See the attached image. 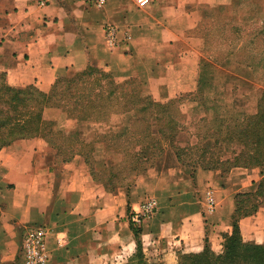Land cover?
I'll list each match as a JSON object with an SVG mask.
<instances>
[{"label":"crops","instance_id":"crops-1","mask_svg":"<svg viewBox=\"0 0 264 264\" xmlns=\"http://www.w3.org/2000/svg\"><path fill=\"white\" fill-rule=\"evenodd\" d=\"M146 1L139 7L137 0H106L95 9L76 0H0V76L8 86L45 90L95 70L115 86L136 83L140 100L172 103L176 129L173 144L162 140L164 118L145 119L148 133L131 132L143 142L127 145L134 151L156 138L163 152L127 183L120 174L108 176L124 169L130 150L113 143L121 129L103 119L82 124L81 146L58 149L38 137L1 148L0 264H22L23 236L33 227L46 231L47 264H110L130 256L136 249L132 218L149 199L156 212L141 223L140 240H212L231 232L238 198L264 177L232 168L226 186L221 170L192 174L179 164L173 146L212 153L219 129L208 125H238L257 114L264 67L238 62L235 52L218 64L205 57V40L192 35L200 24V0ZM109 27L115 29L114 47L107 43ZM233 150L227 161L240 154ZM207 193L215 204L210 213ZM237 227L243 239L264 244V206Z\"/></svg>","mask_w":264,"mask_h":264},{"label":"rangeland","instance_id":"rangeland-1","mask_svg":"<svg viewBox=\"0 0 264 264\" xmlns=\"http://www.w3.org/2000/svg\"><path fill=\"white\" fill-rule=\"evenodd\" d=\"M200 2L198 4L200 24L192 31V35L205 40L208 47L204 53L205 57L212 56L218 64L227 59L225 55L235 52L233 57L238 62L258 63L264 67V0H210V3H213L210 7L204 1L200 0ZM71 81L74 83L70 85L55 81L45 90L34 86L11 88L5 77L0 76V149L8 142L35 138V136L47 140L60 149L63 144L74 143L73 133L81 130V121L88 119H103L111 125L119 126L120 129L125 127L128 136L132 131L141 134L144 130L147 133L151 130L150 122L145 119L153 113L139 100L136 83L132 82L127 86L130 88L126 90L121 87L116 88L106 76L91 69L77 74ZM110 91L113 92L112 96L107 95ZM261 111L264 114V104ZM133 120H137L136 123H133ZM166 120L162 124H166L167 142V138L173 136V130H168ZM124 122L128 123L124 124ZM14 124L24 126V131L18 133L19 127L14 129ZM208 126L217 130L225 127L231 135L241 127L239 125L236 128L228 127L227 123L218 122ZM34 128L38 133L34 134L31 131ZM70 131L71 133L68 134ZM230 137L233 136L225 137L227 142L224 141L210 154L200 148L179 152L180 160L189 167L184 168L192 171L191 169L200 164L202 168L221 170L227 186V147H232L234 142L239 140L237 137L229 139ZM119 138L121 137L114 139L113 143L124 145L126 142ZM161 144L154 141V144H149L148 147L157 151L161 149ZM252 149L246 146L242 160L247 158V154L248 157L251 156ZM147 161L148 159L146 162L140 159L138 163L144 168L148 164ZM98 170L100 173H106L101 168ZM248 170L258 171L256 168ZM263 204L264 184L260 185L257 192H252L238 200V213L234 221L246 218L243 216H252L258 206H264ZM231 232L219 234L212 240L205 236L204 239L186 244L173 242L165 244L141 239L138 251L136 249L130 256L116 259L110 264H222V261L215 260L222 257L227 237ZM240 237L243 243L254 244L243 239L241 234Z\"/></svg>","mask_w":264,"mask_h":264},{"label":"trees","instance_id":"trees-1","mask_svg":"<svg viewBox=\"0 0 264 264\" xmlns=\"http://www.w3.org/2000/svg\"><path fill=\"white\" fill-rule=\"evenodd\" d=\"M66 79L67 80L60 79L57 81H61V83L66 84V85H70V84L74 83L73 81H71V79H73V77L72 78H66ZM114 87L117 88L119 86H114ZM126 87L127 86H122L121 88L126 90ZM100 88H102V87H100ZM112 94H113V92L110 91L107 95L112 96ZM141 101L147 105L146 109L152 110L153 114L149 115L150 118L155 117L160 122H162L161 118H164V121H165V119H167L166 123L168 124V130L169 129H170V131L173 130V136L171 138H167V142H166V140H165L166 139V135H165L166 124L165 125L162 124V126H163V132H162L163 138H162V140H164V142H166V144H169V143L173 144V139H174L175 132H176V129L174 126L175 114L171 110L173 107V104L170 103L168 105H156L152 101H143V100H141ZM125 104H128V102H125ZM262 104H264V92L261 94V97L259 99L257 114L255 116L248 118L242 124H238L241 127H239L238 125L227 124L228 127H235V128H236V126L239 127L238 130L233 131L232 135L230 134L229 130L226 129L225 127L222 129L219 128V132L216 133L217 137L214 139L216 142V146H215L216 149H218L222 145V143H224V141L227 142V138H225L227 136H233V137H237V139H239L238 141L234 142V144L232 145L233 148L227 147V154H233L235 151L233 149L235 147L240 148V154L238 156L232 158L231 160L227 161V172L232 168H243L246 170L256 168L259 171V175L264 176V114H262V111H261ZM137 120H139V119H137ZM137 120H133V123L134 122L136 123ZM90 121H97V120L88 119V120H84L81 122H82V124H84V123H87ZM142 121H144V120H142ZM23 123L27 124L28 122H23ZM125 123H128V122H124V124ZM244 124L246 126L242 127V125H244ZM13 127H14V129L19 127L17 129L18 133H22L25 129L24 126L21 127L20 125H15V124ZM31 131H33L34 134L38 133V131L35 128L31 129ZM126 132L127 131L125 130V127L122 128L121 134L119 136H115V138L118 139V137H121L119 139H123L124 142H126V143H124V144H126V146H125L126 149L130 150L126 154V156H127L126 159H127L128 163L124 167V169L118 173H116V172L113 173L112 171H110L109 175H108V171L105 170L106 171L105 174L108 175L110 177V179H112L116 175H118V177H119V174H120L119 179L121 181L127 183L134 176H137L138 174H141L142 172H144L147 169H149L150 167H152V165L154 164L156 159L162 154L163 147L161 146V149H158L157 151L151 149L152 150V152H151L148 145L154 144V141H156L158 143L160 141H159V139H156V138H150L147 142V145L145 147H142L141 149H139L138 152H136V151H134L133 147L131 148V147H128L127 145H129V144L138 145V144H143V142L142 143L139 142L132 135L128 136V134ZM70 133H71V131L68 132V134H70ZM73 135H74V143H69V144L66 143V144H63V146H67V147L73 146L74 147L75 145L81 146L83 144V142L82 143L80 142V138L78 136V131H75L73 133ZM125 136H128V137L125 138ZM233 137H230L229 139H232ZM30 138H33V137L24 138V139H30ZM35 138H38V137L35 136ZM19 140H21V139H19ZM228 142L230 143V141H228ZM10 143L11 142H8L3 147L7 146ZM246 146L253 148V149L251 150V156L248 157V154H247L246 155L247 158L242 160L243 156L245 154ZM173 149L176 152V156H177V160H178L179 164H181V166L183 168L184 167L189 168L188 166H186L185 164L182 163V161L180 160V157H179V152L187 151V150L186 149H184V150L179 149L176 146H173ZM194 149H197V148H194ZM188 150H193V149H188ZM201 150H203V149H201ZM203 151L205 153H207L205 150H203ZM140 159H142L144 162H146V160L148 159L147 166L142 168L141 164L138 163L140 161ZM241 161H243L242 162L243 164L241 163ZM197 168H202V167L199 164L194 169H191L192 171H189V172L193 174ZM202 169H204V170H216L213 168H202ZM186 170L188 171V169H186ZM105 174L103 173L104 176H105ZM262 184H264V177L259 182L258 186L256 187V189L253 192H257L259 190L260 185H262ZM251 193L252 192H250L246 195L240 196L238 198V200L240 198H243V197L251 194ZM238 200H237V211L235 212V214L233 216L232 232L227 237L222 257L216 258L215 261H217V262L222 261L221 262L222 264H226V262H227V264H264V244L263 245H256V244H250V243H243L241 240L240 232H239V229L237 227L238 221L237 222L234 221V217H236V215L238 213ZM259 207L260 206H258V208ZM255 211H257V210H255ZM243 217H247V216H243ZM140 225L134 226L133 224H131V230H132L134 238H135L137 251L140 249V246H141L140 245V232H141Z\"/></svg>","mask_w":264,"mask_h":264},{"label":"built area","instance_id":"built-area-1","mask_svg":"<svg viewBox=\"0 0 264 264\" xmlns=\"http://www.w3.org/2000/svg\"><path fill=\"white\" fill-rule=\"evenodd\" d=\"M79 3L95 8L102 9L106 3V0H76ZM147 3L146 0H137L139 7H143ZM108 45L114 47L116 44L115 29L109 27L105 31ZM205 206L208 213L213 212L215 208L214 200L210 193H207L205 198ZM156 212L155 201L147 200L140 212L132 218V222L135 225H140L144 221L149 220ZM59 244V242H58ZM22 264H47L48 253L46 250V231L42 227L31 228L26 231L23 236L22 247Z\"/></svg>","mask_w":264,"mask_h":264}]
</instances>
